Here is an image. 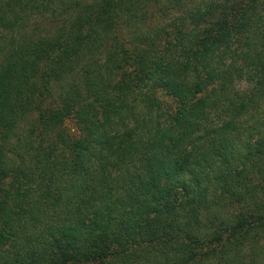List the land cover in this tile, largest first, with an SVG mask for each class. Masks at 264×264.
Instances as JSON below:
<instances>
[{
    "label": "trees",
    "instance_id": "1",
    "mask_svg": "<svg viewBox=\"0 0 264 264\" xmlns=\"http://www.w3.org/2000/svg\"><path fill=\"white\" fill-rule=\"evenodd\" d=\"M0 264H264V0H0Z\"/></svg>",
    "mask_w": 264,
    "mask_h": 264
},
{
    "label": "rangeland",
    "instance_id": "2",
    "mask_svg": "<svg viewBox=\"0 0 264 264\" xmlns=\"http://www.w3.org/2000/svg\"><path fill=\"white\" fill-rule=\"evenodd\" d=\"M49 21V20H48ZM44 23V24H43ZM47 23V22H46ZM37 25V27H44L45 25V20L43 18H40L39 20H36L33 25L30 24V27L32 28H35L34 26ZM30 29V28H29ZM160 98L164 100H166L167 102H170V104L172 103L173 104V98L172 97H169L168 95L166 96L165 94H160ZM66 127H67V130L70 132V133H73V134H77V130H76V127L74 126V124L72 122H67L66 123Z\"/></svg>",
    "mask_w": 264,
    "mask_h": 264
}]
</instances>
